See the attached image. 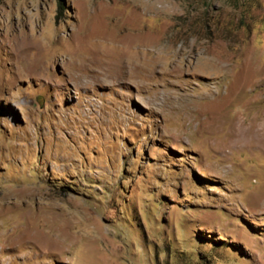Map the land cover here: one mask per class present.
Masks as SVG:
<instances>
[{"label": "rangeland", "instance_id": "rangeland-1", "mask_svg": "<svg viewBox=\"0 0 264 264\" xmlns=\"http://www.w3.org/2000/svg\"><path fill=\"white\" fill-rule=\"evenodd\" d=\"M0 264H264V0H0Z\"/></svg>", "mask_w": 264, "mask_h": 264}, {"label": "trees", "instance_id": "trees-1", "mask_svg": "<svg viewBox=\"0 0 264 264\" xmlns=\"http://www.w3.org/2000/svg\"><path fill=\"white\" fill-rule=\"evenodd\" d=\"M63 6V4H61Z\"/></svg>", "mask_w": 264, "mask_h": 264}]
</instances>
